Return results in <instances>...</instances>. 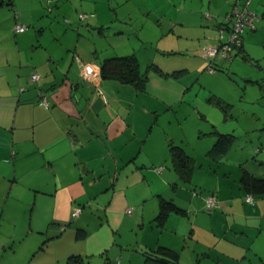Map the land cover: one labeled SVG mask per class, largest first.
<instances>
[{"label": "crops", "instance_id": "crops-1", "mask_svg": "<svg viewBox=\"0 0 264 264\" xmlns=\"http://www.w3.org/2000/svg\"><path fill=\"white\" fill-rule=\"evenodd\" d=\"M235 1L0 4L12 10L0 13V264L103 254L108 264H143L157 246L181 264H264V193L240 180L245 170L264 179V0H250L256 19L229 63L216 60L209 72L203 55L227 36ZM42 4L62 22L38 15ZM128 54L147 66L141 90L99 75L104 58ZM83 64L94 82L80 77ZM211 105L232 131L203 112ZM236 131L226 153L208 154L217 133ZM170 145L187 155V171Z\"/></svg>", "mask_w": 264, "mask_h": 264}, {"label": "trees", "instance_id": "trees-1", "mask_svg": "<svg viewBox=\"0 0 264 264\" xmlns=\"http://www.w3.org/2000/svg\"><path fill=\"white\" fill-rule=\"evenodd\" d=\"M4 0H0L2 4ZM157 69L154 65L149 66ZM99 75L103 79H115L120 83L129 84L138 90L143 89L146 81V71H141L140 63L136 55L128 54L123 56L106 57L101 61L99 67ZM42 92H39V98ZM218 103V102H217ZM237 136L232 133H217L216 140L210 147L208 154L211 157H218L228 151L235 143ZM170 156L175 162L178 171L181 169L187 171L188 157L185 155L181 147L170 145ZM241 183L248 192L264 193V179L253 176L246 170L241 176ZM176 208L172 203L163 202V207ZM161 215V212H160ZM68 264H82L79 259L73 258ZM143 264H181L176 252L165 246H157L153 250L145 252Z\"/></svg>", "mask_w": 264, "mask_h": 264}, {"label": "built area", "instance_id": "built-area-1", "mask_svg": "<svg viewBox=\"0 0 264 264\" xmlns=\"http://www.w3.org/2000/svg\"><path fill=\"white\" fill-rule=\"evenodd\" d=\"M250 0H236L231 8L230 12L227 14L228 20H230V25L227 29V36L225 38L222 37V29H220V40L214 46H208L203 48V55L208 60L207 70L209 72L215 71V62L216 60H225L230 59L232 56V51L234 48H238L241 46L242 37L241 34L245 27L253 26L254 19H256L255 13L249 10ZM205 16H209L205 13ZM87 17L86 13H79L78 18L83 20ZM15 31H23L25 26L23 24L17 23L14 26ZM80 77L88 82H94L96 78V71L90 64H83L81 70L79 71ZM40 75L37 72H33L30 75V80L35 82L38 80ZM39 101L48 105V100L45 95L42 94ZM246 200L248 202H253V197L248 194L246 196ZM207 206L209 208L215 205L214 196L210 195L206 199ZM81 211L80 208H75L72 212V215H78ZM131 210L128 209L127 212Z\"/></svg>", "mask_w": 264, "mask_h": 264}, {"label": "rangeland", "instance_id": "rangeland-1", "mask_svg": "<svg viewBox=\"0 0 264 264\" xmlns=\"http://www.w3.org/2000/svg\"><path fill=\"white\" fill-rule=\"evenodd\" d=\"M11 12L12 13V10H11V8L9 7V6H7V5H4L3 7H1L0 8V13H1V15H3V16H5L6 14H7V12ZM35 11H38L39 12V10H35ZM40 11H41V9H40ZM36 13V12H35ZM40 14H42L43 16H44V18H48V19H50L51 21H57V22H62V17H64V16H62V15H64V14H61V13H59L58 12V10H56V11H54V13H52L51 14V12H48V8H47V6L45 5V4H42V13H39L38 15H40ZM43 16H41V17H43ZM67 20V19H66ZM79 21V20H78ZM63 26L64 27H62L61 29L62 30H64V29H68V26L67 25H65L64 23H63ZM67 26V27H66ZM74 29H75V27H74ZM74 29H71V30H74ZM75 35H76V33H75ZM130 40H132V42H134V41H136V38H130ZM126 41V39H124L122 42H125ZM136 52V54H138L139 56H141L142 54H140L141 52H139V50H135ZM142 52H143V50H142ZM103 55V54H102ZM102 57V56H101ZM240 56H238L237 58H239ZM223 61H225V62H228L229 63V59H225V60H223ZM140 69H141V71L143 72V71H146V69H147V66L146 65H144V62L143 61H141L140 60ZM226 66V65H225ZM216 68H217V66H215ZM227 67V66H226ZM226 67H225V69H226ZM218 69L220 70V66L218 67ZM223 72H226L225 70H223ZM200 96V95H199ZM202 96H200L199 98L202 100V98H201ZM200 107H202V104H201V102H200V106H199V108ZM202 110H203V112H205L206 113V115L208 116V118L211 120H214L215 122V124H218V127H219V129L220 130H223V131H232V127L233 126H235L234 125V123H233V121L231 120V119H227V121L225 122V123H223V124H219L218 123V120H219V118H220V112L218 111V109H216L215 107H214V105H211L209 108L207 107V106H204L203 108H202ZM215 118V119H214ZM220 121V120H219ZM235 135H237V140H240V133H241V131H236V132H233ZM242 134V133H241ZM255 146H259L260 148H261V144L258 142V141H255V144H254ZM262 147H264V146H262ZM126 248H128V249H131V246H127ZM83 264H108V262H107V257H106V255L105 254H103V255H94V256H90V257H86L85 258V260H84V262H83Z\"/></svg>", "mask_w": 264, "mask_h": 264}]
</instances>
